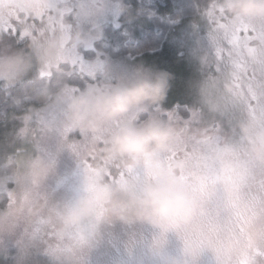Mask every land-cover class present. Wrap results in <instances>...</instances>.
Wrapping results in <instances>:
<instances>
[{
  "label": "clouds",
  "instance_id": "obj_1",
  "mask_svg": "<svg viewBox=\"0 0 264 264\" xmlns=\"http://www.w3.org/2000/svg\"><path fill=\"white\" fill-rule=\"evenodd\" d=\"M224 18L234 27L254 30L250 42V67L264 70V0H214ZM110 10V0H33L21 3L18 25L26 37L23 47L0 42V90L26 83L28 103L42 119V142L54 138L67 150L68 137L84 138L75 168L63 173L57 185L58 199L39 197L59 171L56 155L44 151L8 152L9 138L0 142V190L11 184L31 198L0 209V250L8 248L17 233L39 223L51 230L64 245L68 264H82L100 222L175 223L169 232H179L195 222L199 203L188 184L179 178V161L158 164L160 157L177 143L180 130L171 118L161 115L170 76L167 72L138 71L115 83L74 87L69 80L73 68L81 66L80 50L100 39L101 20ZM28 18L40 21L36 35ZM229 80L208 78L201 83L199 100L207 104L226 96ZM17 91L10 97L19 107L25 101ZM146 113L144 119L140 114ZM255 133L254 152L264 162V123ZM92 157L90 165L80 161ZM118 170L123 175L110 179ZM185 172L189 169L184 167ZM191 184L212 192L226 190L230 173L223 161L217 171L191 170ZM197 177H202L197 179ZM192 213L185 224L184 217ZM20 255L27 250L17 247ZM199 246L194 251L199 252ZM75 258V259H74ZM163 264H181L166 258Z\"/></svg>",
  "mask_w": 264,
  "mask_h": 264
},
{
  "label": "rangeland",
  "instance_id": "obj_2",
  "mask_svg": "<svg viewBox=\"0 0 264 264\" xmlns=\"http://www.w3.org/2000/svg\"><path fill=\"white\" fill-rule=\"evenodd\" d=\"M30 2L33 0H0V28L11 21L17 30V22L24 19L17 6ZM213 4L214 0H208L205 5H200L195 17L175 20L171 24L166 35L168 47L172 48L169 52L152 51L138 58L113 57L108 51L101 50L96 41L91 47L80 50L81 66L73 69L79 70L82 87L115 83L138 71L169 74V88L160 105L161 115L171 118L180 130V136L173 148L161 157L174 153L168 158L179 161L177 174L181 172L182 180L186 176L188 180L184 181L191 183L193 169L217 171L220 161L233 168V172H229L226 190L212 192L188 184L199 201L196 204L198 214L194 223L179 232L167 231L169 227H176L175 223L159 220L148 224L98 223L94 226L92 245L79 258L82 264H163V260L169 257L178 258L181 264H264V162L254 152L255 133L251 131L258 128V121L264 113V70L251 67L240 69L241 73L234 72L235 62L242 56L228 53V40L234 33H239L242 25L234 27L219 9L213 8ZM126 8L124 0H110V10L101 20V32L103 24ZM126 12L127 19L133 17L129 10ZM25 22L34 26L32 35H36L40 21L28 18ZM253 32L243 34L241 41L250 43ZM19 33L20 37L13 31H0V42L23 47L26 37L21 31ZM197 75L190 94L185 91L186 85L189 86ZM225 76L229 80L224 85L228 94L214 97L207 104L201 103V83L208 78L223 80ZM74 78L69 75L70 82ZM252 92L258 94L255 101H252ZM191 95L194 100L190 99L187 117L177 112L176 103L169 107L171 101H177L179 97L188 99ZM146 115L140 114V119ZM41 119L33 108H29L20 118L16 135L9 140L18 152L36 154L44 151L56 155L59 171L40 194L39 203H44L45 199H58L62 195L57 185L64 172L75 168L84 138L79 133L69 136L67 150L58 147L54 138L42 142ZM203 154L204 157L200 158ZM197 158L200 159L196 161ZM80 163L90 165L92 157L88 156ZM185 166L188 172H185ZM121 175L123 173L116 170L108 176L113 179ZM0 191L7 196L0 209L31 198V193L17 191L11 184ZM191 216L189 213L184 217L186 225ZM18 246L28 254L20 255ZM196 246L200 249L198 253L194 251ZM68 262L62 242L51 230H42L39 223L27 231L21 229L10 246L0 250V264Z\"/></svg>",
  "mask_w": 264,
  "mask_h": 264
},
{
  "label": "trees",
  "instance_id": "obj_3",
  "mask_svg": "<svg viewBox=\"0 0 264 264\" xmlns=\"http://www.w3.org/2000/svg\"><path fill=\"white\" fill-rule=\"evenodd\" d=\"M207 2L208 0H124L127 7L126 10L116 15L114 19L107 22L108 24H103L105 26L102 29L100 39L96 41V45L101 50L108 51L113 57L134 56L138 58L147 55L152 51L160 52L165 50L169 52L172 48L168 47L166 35L169 32L171 24L175 20H188L195 17L201 9L200 5H205ZM127 10L133 15V17L130 16V19L126 18V14L128 13L126 12ZM114 22H117V24H114ZM13 23L14 22L11 23V21L4 23L0 28V31H11V33L13 31L15 35H19L20 37V28L16 30ZM17 24L19 25L18 22ZM238 32L239 33H234L230 36V39L228 40L230 44L227 46V51L230 55L239 54L242 56H239L240 60H237L234 64L236 68L234 71L235 73H241L240 69L242 68L245 70L251 68L248 67L249 64L246 56L252 55L250 43L241 41V38L246 35L245 33L250 32L248 25H242ZM173 50L176 54L177 51L175 49ZM89 52L90 51H85V53ZM171 53L173 52L171 51ZM78 73L79 70L75 69H72L69 73L71 77L72 75L75 77L70 83L77 88L82 87V82ZM197 77L198 75L194 80L191 79L189 86L185 84V91L189 92L193 88ZM186 78H188L187 74ZM17 91L21 93L20 99L25 101V103L19 107L13 106L12 101H10V97H15ZM29 91L30 87L27 83L23 86L17 85L13 89L0 90V142L5 141L7 138L11 139L16 135V128L19 127L20 118L29 110V108H32V105L27 102ZM189 93L191 94V92ZM251 96L254 99L252 101L258 99V94L255 92H252ZM190 99L191 101L194 100L192 95L188 99L179 97L177 101H171L169 107L176 103L177 112L182 116L187 117L189 115L188 105ZM262 123H264V113L258 121V128ZM7 151L18 152L14 146L9 147ZM204 155L205 154L200 158L204 157ZM168 157H160L158 164L168 166L171 162L177 161L169 159ZM200 158H197L196 161ZM227 168L229 172H233L232 166H227ZM215 172L216 171H214L213 174ZM178 176L181 179L183 178L181 172L178 173ZM184 178V180H188L186 176H184ZM201 178L202 177H199L197 179ZM185 182L191 184L189 181ZM6 200V194L0 191V205L2 206Z\"/></svg>",
  "mask_w": 264,
  "mask_h": 264
}]
</instances>
